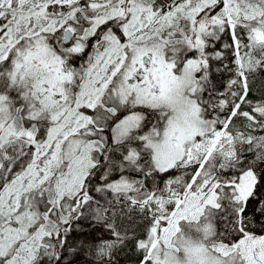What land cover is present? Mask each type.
Here are the masks:
<instances>
[{
    "label": "snow or ice",
    "instance_id": "snow-or-ice-1",
    "mask_svg": "<svg viewBox=\"0 0 264 264\" xmlns=\"http://www.w3.org/2000/svg\"><path fill=\"white\" fill-rule=\"evenodd\" d=\"M0 264H264V0H0Z\"/></svg>",
    "mask_w": 264,
    "mask_h": 264
}]
</instances>
